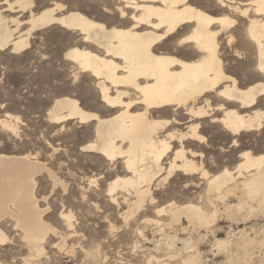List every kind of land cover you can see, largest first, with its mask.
I'll return each mask as SVG.
<instances>
[{"label": "bare ground", "instance_id": "obj_1", "mask_svg": "<svg viewBox=\"0 0 264 264\" xmlns=\"http://www.w3.org/2000/svg\"><path fill=\"white\" fill-rule=\"evenodd\" d=\"M216 1L219 6L209 10L199 0H114L113 9L104 8L113 21L102 23L79 10L67 11V5L56 1L35 12L34 0H0V54L26 53L35 34L56 26L81 36L80 44L66 49L63 57L92 81L106 116L65 96L55 99L48 118L56 125L95 123L96 139L84 150L111 164L123 160L125 176L111 182L106 195L115 205L120 191L125 202L133 199L122 213L125 222L148 203H156L152 186L165 172V180L182 174L206 182L207 207L171 203L158 209V214L170 216V224L185 217L190 226L208 230L222 214L235 220L245 209L254 213L264 207V155L241 152L234 170L225 167L216 174L206 169L204 159L196 160L204 157L199 151L207 142L204 123L221 127L232 138V147H239L243 133L264 126V79L258 73L264 62V0ZM193 53H198L194 59ZM231 53L246 72H227ZM14 119L19 120L6 114L2 127L15 133ZM44 172L55 186L63 184L35 156L0 154V241H6L0 245L9 241L11 230L37 257L44 255L45 242L57 235L49 223V208H41L37 195L38 177ZM230 195L239 198L238 204L228 203ZM214 199L222 200L223 208ZM60 217L72 230L71 216ZM150 221L163 225L161 220ZM140 230L137 233L146 239ZM165 240L168 248L180 241L187 252L175 254L174 248L175 255L169 252L166 259L150 255L149 264H203L202 254L188 238L168 235ZM213 244L230 262L234 247L245 250L244 264H254L250 249L255 245L264 251V238H251L245 231L215 237Z\"/></svg>", "mask_w": 264, "mask_h": 264}, {"label": "rangeland", "instance_id": "obj_2", "mask_svg": "<svg viewBox=\"0 0 264 264\" xmlns=\"http://www.w3.org/2000/svg\"><path fill=\"white\" fill-rule=\"evenodd\" d=\"M55 1L67 5V11L79 10L98 22L113 21L105 9L106 7L113 9L114 0H69V3H65L64 0H34L36 5L34 10L38 12L44 9L41 5L50 7L56 3ZM199 1L209 10L219 6L216 0ZM27 16L25 15V18ZM80 42L81 36L56 26L35 34L31 49L26 53L13 55L7 51L5 52L7 55H0V104L9 109L0 110L2 113L0 114V154L35 156L63 183L55 186L46 172L38 177L37 195L41 199V208H49V223L57 229V235H54L55 237L52 235L45 242L44 255L37 257L31 254L19 235L10 230L9 241L5 245H0V264H8L9 261L24 264L29 256L35 257L29 264H149L150 255L166 259L168 256L165 255L174 248L175 254L185 255L187 251L180 241L176 242V246L168 248V240H165L168 235L191 240L200 251L199 254L203 255H200L203 264H244L245 250L243 252V249L234 247L230 253L234 259L230 262L231 260H227L224 253L219 254L217 248L213 246V240L215 237L226 239L241 231H245V234H249L251 238L262 240L264 207L263 209L257 207L254 213L245 209L235 216H238L234 218L235 220L222 214L213 225L214 228L211 226L208 230L205 227L190 226L185 217H182L180 223L170 224V216L166 213L158 214V209L166 208L171 203L178 205L193 203L207 207L206 203L204 204L207 201L206 182L198 177L186 178L182 174H176L165 180L163 178L166 177V172L155 182L156 187L152 186L156 203L153 205L148 203L139 215L137 213L128 222H125L123 212L128 210L133 199L128 197L130 201L125 202L120 191L119 205L109 202L110 197L106 195L109 184L118 179V176H125L123 160L111 164L101 155L84 150L85 146L96 139L95 123L80 124L71 121L56 125L48 118V110L55 99L65 96L78 99L88 111L95 112L101 117L106 116L92 81L80 72L77 79L72 75L76 66L64 60V53ZM226 61L227 72L247 71L242 61L234 58L232 53L228 55ZM6 114L19 118L13 120L17 128L15 133L1 125ZM203 126V134L207 137V142L199 151L204 153V157L196 160L204 159L206 169L212 174L219 173L225 167L234 170L241 162L239 158L241 152L251 151L254 155H264V126L258 131L243 133L238 137L239 147H232V138L225 136L221 127L209 121ZM175 147L177 148L176 145ZM53 153L57 159L55 168L52 167ZM164 167L167 168L168 165ZM92 179L95 182L90 184ZM230 197L229 204H238V197L233 195ZM219 200L214 199V202L216 201L215 204L223 208V201ZM64 213L71 216L72 230L60 217ZM150 219L161 220L163 225L158 227ZM138 230H144L146 239L142 238L139 232L137 233ZM201 237L206 240H202ZM20 243L24 245L23 249L19 247ZM135 243H138L137 249L134 247ZM197 244L200 246L198 247ZM91 252L96 253L97 260L89 256ZM250 252L253 253L254 264H260L264 257L262 248L255 245ZM178 263L179 260H172V264Z\"/></svg>", "mask_w": 264, "mask_h": 264}, {"label": "snow or ice", "instance_id": "obj_3", "mask_svg": "<svg viewBox=\"0 0 264 264\" xmlns=\"http://www.w3.org/2000/svg\"><path fill=\"white\" fill-rule=\"evenodd\" d=\"M65 3H69V0H64ZM42 7H47L48 5H41ZM0 55H7L6 53H2ZM142 55V54H140ZM198 55V53H193L192 55V58L194 59L195 56ZM72 57L69 56V59H71ZM123 71H128V69H123ZM79 72H80V69L78 68H74L73 69V72H72V75L75 76L77 79L79 78ZM258 73L260 74V78L261 79H264V62L261 63L259 69H258ZM69 83H71V81H69ZM0 110H3V111H8L9 109H6L4 108L3 104H0ZM2 114V113H0ZM52 156L54 157V159L52 160V167L55 168L56 167V157H55V154L53 153ZM153 203H155V201H153ZM54 223H59L58 221H54ZM0 235H2V231H0ZM0 242H6V241H0ZM19 247L21 249L24 248V245L22 243L19 244ZM35 257H29L27 259H25L24 261V264H29V261L34 259ZM8 264H15L14 261H9ZM261 264H264V261L261 262Z\"/></svg>", "mask_w": 264, "mask_h": 264}]
</instances>
